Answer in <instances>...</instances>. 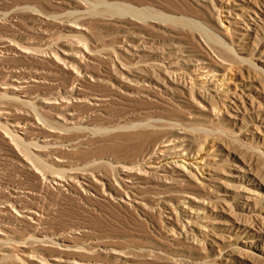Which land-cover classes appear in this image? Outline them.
Wrapping results in <instances>:
<instances>
[{"label": "bare ground", "instance_id": "6f19581e", "mask_svg": "<svg viewBox=\"0 0 264 264\" xmlns=\"http://www.w3.org/2000/svg\"><path fill=\"white\" fill-rule=\"evenodd\" d=\"M187 1L199 14L136 0H70L48 13L30 0L0 7L1 23L26 18L38 38L0 33V70L8 56L29 64L0 73V164L33 178L30 188L0 184V264H264V0ZM49 27L54 34L39 33ZM96 63L110 69L95 75ZM134 101L152 107L95 126L108 105ZM114 132L134 137L126 162L59 158L82 135ZM48 186L146 222L155 214L153 237L142 245L88 241L87 228L45 232L33 203Z\"/></svg>", "mask_w": 264, "mask_h": 264}, {"label": "rangeland", "instance_id": "374dc122", "mask_svg": "<svg viewBox=\"0 0 264 264\" xmlns=\"http://www.w3.org/2000/svg\"><path fill=\"white\" fill-rule=\"evenodd\" d=\"M38 2L39 7L43 12H51L56 9H64L69 4L70 0H30V2ZM112 1V0H109ZM138 3L157 4L171 11L179 12L186 15H193L197 12L187 0H136ZM16 4L15 0H0V7L10 8ZM198 13V12H197ZM199 14V13H198ZM224 19V16L222 17ZM97 22L91 23V29L95 33V37L101 40L102 32H98ZM0 33L14 35L16 39L27 40L31 44L38 43L36 35L30 32V25L23 18L16 27L3 24L0 22ZM42 35L54 34V28L49 27L40 29ZM74 36V35H72ZM77 39H70L71 43H77ZM91 45L88 47L90 49ZM97 55H100L97 53ZM4 67L0 70L3 78H6L7 73L13 69L26 68L28 63L23 60L8 56V60L3 63ZM109 68V64L96 63L89 66V70L95 75H102ZM70 83V81H68ZM51 85V84H50ZM63 83L56 87L62 89ZM51 86H46L44 89H50ZM104 89L96 87L95 92H103ZM152 107V104L147 101H134L131 103L113 102L105 108L107 121H98L95 126H112L119 122L121 115H126L128 109L141 110ZM165 108V107H160ZM11 111H15L17 116L24 117L25 112L22 108L13 107ZM13 114V113H12ZM48 118L52 119L50 116ZM42 124L41 122H38ZM11 130V129H10ZM21 130H24L21 128ZM12 131V132H11ZM9 131L10 135L14 130ZM24 135L28 140L50 141L34 130H24ZM61 135V138H66L67 135L58 130H51ZM14 134V133H13ZM21 137V132L16 134ZM131 133L122 134L114 132L111 134L89 137L82 135L80 138L81 144L75 148H63L58 152L59 158L63 162L82 164L94 159L116 160L118 162H126L125 149L131 147ZM5 143L0 138V151L5 150ZM259 166L256 172L261 169ZM33 178L26 172L12 166L0 164V184L7 192L8 186L13 184H22L27 187H32ZM52 186L48 189H43L39 192L37 203H33L39 211V229L45 232H54L63 228H87L89 233L83 237L88 241L93 240L97 236H114V237H131L137 244H144L145 239L153 237L150 227L157 221L155 214L148 216L149 221H143L138 218L133 212H129L110 203L93 200L92 197L80 198L73 194H59L52 191ZM80 238L76 239L79 240ZM127 241H129L126 238Z\"/></svg>", "mask_w": 264, "mask_h": 264}]
</instances>
